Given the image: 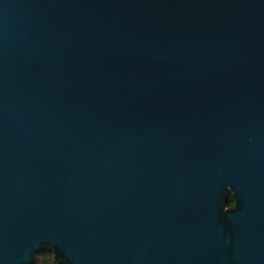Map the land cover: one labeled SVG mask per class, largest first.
<instances>
[{
    "label": "water",
    "instance_id": "obj_1",
    "mask_svg": "<svg viewBox=\"0 0 264 264\" xmlns=\"http://www.w3.org/2000/svg\"><path fill=\"white\" fill-rule=\"evenodd\" d=\"M45 251L264 264V0H0V264Z\"/></svg>",
    "mask_w": 264,
    "mask_h": 264
},
{
    "label": "trees",
    "instance_id": "obj_2",
    "mask_svg": "<svg viewBox=\"0 0 264 264\" xmlns=\"http://www.w3.org/2000/svg\"><path fill=\"white\" fill-rule=\"evenodd\" d=\"M233 203L234 201L232 199V195L229 194L227 199V205L231 207ZM33 264H59V263L56 261L53 253L49 251H45L37 255L35 262Z\"/></svg>",
    "mask_w": 264,
    "mask_h": 264
},
{
    "label": "clouds",
    "instance_id": "obj_3",
    "mask_svg": "<svg viewBox=\"0 0 264 264\" xmlns=\"http://www.w3.org/2000/svg\"><path fill=\"white\" fill-rule=\"evenodd\" d=\"M236 205L233 203V205L231 207H229L230 209H235Z\"/></svg>",
    "mask_w": 264,
    "mask_h": 264
}]
</instances>
